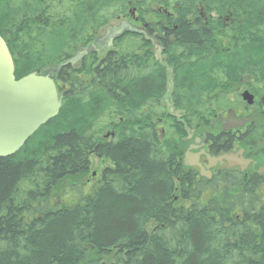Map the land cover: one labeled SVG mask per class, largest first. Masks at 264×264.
Wrapping results in <instances>:
<instances>
[{"label": "trees", "instance_id": "trees-1", "mask_svg": "<svg viewBox=\"0 0 264 264\" xmlns=\"http://www.w3.org/2000/svg\"><path fill=\"white\" fill-rule=\"evenodd\" d=\"M135 7L173 72L128 31L59 70V114L0 157V264H264L257 178L196 182L156 123L169 79L189 122L210 118L214 94L240 76L264 81V0H0L16 79L63 63ZM93 154L113 166L54 205L60 185L82 189Z\"/></svg>", "mask_w": 264, "mask_h": 264}, {"label": "flooded vegetation", "instance_id": "flooded-vegetation-1", "mask_svg": "<svg viewBox=\"0 0 264 264\" xmlns=\"http://www.w3.org/2000/svg\"><path fill=\"white\" fill-rule=\"evenodd\" d=\"M130 21L148 32L149 23L139 18L136 7ZM162 28L166 30L167 26ZM149 35L156 40L155 43L147 40L145 36L143 38L150 43L154 58L166 65L168 72H173L164 61L165 47L161 37L155 33ZM94 43L98 54L106 52L105 36L98 37ZM58 72L55 74L57 86L61 83ZM228 88L214 94L219 104L214 106L215 111L210 118L189 122L185 111L175 107L176 100L183 102L184 94H177L174 81L169 79L161 102L162 117L156 118L157 129L163 132L167 129L171 141H174L179 150L180 169L183 173H190L196 182L210 181L222 189L223 186L234 183V176L242 177L244 181L253 176L260 183L259 197L264 201V81L259 83L249 75H244L238 81L232 82ZM246 90L253 95L251 103L243 98ZM236 96L239 98H235ZM164 120H168L165 127ZM105 136L106 140H110L112 135ZM186 159L191 164H186ZM107 167L101 170L100 178Z\"/></svg>", "mask_w": 264, "mask_h": 264}, {"label": "water", "instance_id": "water-1", "mask_svg": "<svg viewBox=\"0 0 264 264\" xmlns=\"http://www.w3.org/2000/svg\"><path fill=\"white\" fill-rule=\"evenodd\" d=\"M125 31L142 34L147 40L156 42L145 28L137 27L129 20H121L107 28V47ZM95 46L92 43L46 73L34 71L16 79L12 53L0 35V157L16 154L41 126L59 114L62 97L58 93L55 72L64 66L77 64ZM243 98L253 102V95L247 90L243 92ZM186 164L191 163L186 159Z\"/></svg>", "mask_w": 264, "mask_h": 264}, {"label": "rangeland", "instance_id": "rangeland-1", "mask_svg": "<svg viewBox=\"0 0 264 264\" xmlns=\"http://www.w3.org/2000/svg\"><path fill=\"white\" fill-rule=\"evenodd\" d=\"M201 16L205 17L204 13L201 14ZM105 33H106V28L102 29L97 36L99 37L104 36ZM101 55L102 54H100L99 57ZM230 91H233L232 88H230ZM235 98H239V97L236 96ZM105 166L106 167L113 166V164L110 160L107 159L106 161H104L101 158H99L96 154H93L91 157L90 172L78 179V181L81 180L80 183L82 184V189L72 190L70 186L60 185L59 188L55 190V193L53 195L54 197H52L51 202L54 205H59V206L64 204H71L74 203L76 200H78L82 194L84 195L90 193L100 183V172ZM65 187L67 188L65 189ZM178 198L179 195H176L175 199L177 200Z\"/></svg>", "mask_w": 264, "mask_h": 264}, {"label": "bare ground", "instance_id": "bare-ground-1", "mask_svg": "<svg viewBox=\"0 0 264 264\" xmlns=\"http://www.w3.org/2000/svg\"><path fill=\"white\" fill-rule=\"evenodd\" d=\"M112 167V166H111ZM102 179L100 178V181H101Z\"/></svg>", "mask_w": 264, "mask_h": 264}]
</instances>
